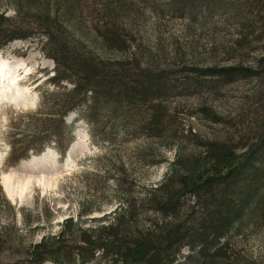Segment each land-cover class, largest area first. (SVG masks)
<instances>
[{
	"label": "rangeland",
	"instance_id": "obj_1",
	"mask_svg": "<svg viewBox=\"0 0 264 264\" xmlns=\"http://www.w3.org/2000/svg\"><path fill=\"white\" fill-rule=\"evenodd\" d=\"M173 2L0 0V55L18 66L15 79L31 100H0V264H56L36 261L42 245L51 248L64 233L73 245L84 231L115 225L121 204L148 198L179 159L209 154L202 146L212 142L241 155L262 135L264 23L255 18V0H219L211 14L176 11ZM10 35L15 40L5 41ZM87 52L99 68L123 76L164 75L174 89L155 106L172 125L168 138L114 132L106 143L108 122L96 134L72 103H63ZM228 71L257 75L218 81ZM11 174L13 195L3 180ZM18 180L32 181L25 188ZM162 220L153 211L139 217L144 229ZM225 255L215 264H264V220L233 238ZM189 256L185 249L178 264ZM90 264L109 263L98 253Z\"/></svg>",
	"mask_w": 264,
	"mask_h": 264
},
{
	"label": "trees",
	"instance_id": "obj_2",
	"mask_svg": "<svg viewBox=\"0 0 264 264\" xmlns=\"http://www.w3.org/2000/svg\"><path fill=\"white\" fill-rule=\"evenodd\" d=\"M216 1L219 0H174L172 6L180 12L203 8L211 14ZM254 7L258 23H264V0H255ZM1 30L0 34H3ZM9 37L5 41L15 40L13 36ZM4 39L5 34L0 38V49L6 46L2 42ZM79 54L82 53L76 50L75 57L79 58ZM83 55L85 61L79 65L80 72L76 79H70L74 89L63 95V103H72V109L78 111L96 134L102 132V125L108 122L103 138L106 143L112 141L114 135L111 133L114 132L121 136L144 132L150 137H169L172 125L168 123V116L155 106L174 89L164 75L127 77L119 70L99 68L95 61L92 62V53ZM91 63H95V68ZM232 71L221 74L222 80L218 81L231 83L234 78L257 75L254 71L231 74ZM202 75L214 76L216 73ZM140 107L148 114L133 110ZM262 131L241 155L225 144L203 145L208 147L209 154L179 159L172 173L150 191L140 205L137 200L128 202L126 207L121 204L123 215L115 225L84 231L79 241L71 239L75 241L73 245L65 240L67 234L64 233L60 239L53 240L51 248L42 245L36 261L49 258L56 264H90L100 253L109 264H178L181 253L188 249L191 256L187 264L217 263L226 257L225 249L233 238L264 220V122ZM59 151L65 153V150ZM186 203L191 204L184 214ZM148 211L163 218L160 224L153 225V229H144L139 221L140 213Z\"/></svg>",
	"mask_w": 264,
	"mask_h": 264
},
{
	"label": "bare ground",
	"instance_id": "obj_3",
	"mask_svg": "<svg viewBox=\"0 0 264 264\" xmlns=\"http://www.w3.org/2000/svg\"><path fill=\"white\" fill-rule=\"evenodd\" d=\"M17 65L13 66L10 62L8 63L5 59H3L0 55V100H7L13 104H23L26 105L27 101H31L29 97L26 95L25 89L20 87L22 79H15V75L18 74ZM50 156V155H49ZM48 155L44 154L41 158H35L33 160L34 165L39 164L43 162L45 159H47ZM46 162V161H45ZM56 169V168H55ZM20 177V176H19ZM28 177V176H27ZM16 177H14L13 174L4 176L3 180L5 183V186L7 188V191L9 195H13L15 193V183L14 181ZM21 180V179H19ZM17 181L20 183V185L23 183L20 181ZM40 180V179H39ZM32 181V180H31ZM30 181V182H31ZM25 188L27 185H30L29 181H25ZM42 183L45 185L50 184L48 181L41 180Z\"/></svg>",
	"mask_w": 264,
	"mask_h": 264
}]
</instances>
